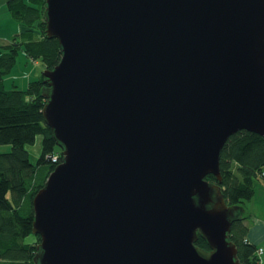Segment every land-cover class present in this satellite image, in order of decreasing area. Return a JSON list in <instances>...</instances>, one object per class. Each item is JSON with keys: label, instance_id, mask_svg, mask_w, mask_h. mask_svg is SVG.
<instances>
[{"label": "water", "instance_id": "95a60500", "mask_svg": "<svg viewBox=\"0 0 264 264\" xmlns=\"http://www.w3.org/2000/svg\"><path fill=\"white\" fill-rule=\"evenodd\" d=\"M44 20L62 161L32 200L33 263L241 264L219 162L264 138V0H46Z\"/></svg>", "mask_w": 264, "mask_h": 264}, {"label": "trees", "instance_id": "16d2710c", "mask_svg": "<svg viewBox=\"0 0 264 264\" xmlns=\"http://www.w3.org/2000/svg\"><path fill=\"white\" fill-rule=\"evenodd\" d=\"M45 1L4 0L20 31L7 45H0V145H10L8 152H0V264H34L40 238L32 234V200L62 161L42 116L46 103L42 93L47 87L42 74L25 89L13 86L7 90L4 85L19 51L34 62L40 61L43 71L53 69L60 60L58 41L45 34ZM37 139L41 142L40 154L31 161L28 148ZM219 168V186L226 205L240 207L251 200L255 181L264 185V138L247 131L237 132L224 145ZM206 180L217 183L211 175ZM247 233L242 219L233 223L229 238L241 264H259L258 249L246 241ZM196 246L209 250L201 238Z\"/></svg>", "mask_w": 264, "mask_h": 264}, {"label": "rangeland", "instance_id": "374dc122", "mask_svg": "<svg viewBox=\"0 0 264 264\" xmlns=\"http://www.w3.org/2000/svg\"><path fill=\"white\" fill-rule=\"evenodd\" d=\"M19 31L18 22L11 18L4 0L3 2L0 0V45H7L10 39L17 35ZM42 72L43 66L40 61L34 62L23 51H19L14 68L4 79L5 88L9 90L16 86L17 89H25L29 82L39 79ZM38 139L34 146L28 148L31 161H35L40 154L41 142ZM9 150L10 145H0V152H8ZM257 184L262 185L263 183L260 184L259 181H255V185ZM259 197L261 198L262 194H259Z\"/></svg>", "mask_w": 264, "mask_h": 264}, {"label": "crops", "instance_id": "0c3cea01", "mask_svg": "<svg viewBox=\"0 0 264 264\" xmlns=\"http://www.w3.org/2000/svg\"><path fill=\"white\" fill-rule=\"evenodd\" d=\"M3 2V0H2ZM261 184V183H260ZM263 186V187H261ZM262 194V197H259ZM242 217L247 226L246 241L257 249H262L259 264H264V185H255L251 200L242 204Z\"/></svg>", "mask_w": 264, "mask_h": 264}, {"label": "built area", "instance_id": "2783aa9c", "mask_svg": "<svg viewBox=\"0 0 264 264\" xmlns=\"http://www.w3.org/2000/svg\"><path fill=\"white\" fill-rule=\"evenodd\" d=\"M53 161L55 162V161H56V158H54ZM257 253H258V255H261V253H262V249H258V250H257Z\"/></svg>", "mask_w": 264, "mask_h": 264}]
</instances>
